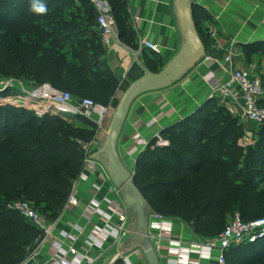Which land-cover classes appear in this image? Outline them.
<instances>
[{
  "label": "trees",
  "instance_id": "obj_1",
  "mask_svg": "<svg viewBox=\"0 0 264 264\" xmlns=\"http://www.w3.org/2000/svg\"><path fill=\"white\" fill-rule=\"evenodd\" d=\"M120 40L134 47L129 0H107ZM48 12L28 11L29 0H0V77L32 79L36 86L70 92L114 106L122 82L109 70L97 13L88 0H44ZM200 37L203 8L192 5ZM201 40V38H200ZM206 42V39H204ZM247 59L264 60V41L244 48ZM154 54V53H153ZM210 53L207 52V55ZM146 63L158 74L161 61ZM264 88V67L259 71ZM264 109V97L259 101ZM56 115L0 105V264H24L42 232L10 206L26 201L48 221L64 212L84 170L80 143L96 141V127ZM247 127L215 100L161 132L136 161L133 182L149 210L180 221L203 240L218 236L240 214L264 219V123L246 146ZM227 264H264V238L226 253ZM115 264H125L119 259Z\"/></svg>",
  "mask_w": 264,
  "mask_h": 264
},
{
  "label": "crops",
  "instance_id": "obj_2",
  "mask_svg": "<svg viewBox=\"0 0 264 264\" xmlns=\"http://www.w3.org/2000/svg\"><path fill=\"white\" fill-rule=\"evenodd\" d=\"M193 4L199 5L207 14V19L200 21L201 42L196 43L197 60L164 80L150 82L139 89L126 108L118 135L112 132L116 130L114 121L117 111L114 106H107L108 119L102 130H96L97 139L91 154V159L97 163L98 168L85 172L84 175L81 173L73 185L72 191L80 206L64 210L57 219L55 238L42 246L38 243L36 254L32 259L27 257V264H47L54 256L55 240L60 241L65 248L74 246L79 254L78 259L91 254L94 264H113L118 256L130 254L135 248L140 249L141 214L126 202L132 197V191L124 186L126 178L113 163L108 140L116 138L114 148L126 174L131 175L135 172L138 158V155L129 154L131 148L138 146L144 151L152 140L160 137L161 132L190 117L211 100L213 85L207 80L209 76L226 81L237 70L255 72L257 67L262 68L259 55H253L249 60L244 48L264 41V0H190L188 7ZM128 6L136 34L135 46L127 45L121 40L120 44L114 42L104 57L109 70L123 85L116 95L118 102L139 80L160 75L171 64L179 65L183 62L184 54L193 39L191 31L181 24L179 0H129ZM116 33L119 37L117 23ZM142 40L162 47V55L157 56L144 50L138 56L136 53ZM207 52L210 54L207 55ZM227 58H231V61L227 62ZM146 59L148 63L161 61L164 66L156 74L149 69ZM71 122L77 127H85L83 120L74 119ZM90 123L95 126L93 122ZM136 136H140V139L133 143ZM162 142L164 141H161V145H164ZM120 188L123 189L117 194L115 190ZM93 202H98L99 210L106 215L116 208L123 210L127 215L129 235L119 242H109L101 249L90 248L89 242L92 241L96 228L104 226L101 216L90 218L87 214ZM153 215L160 216L152 213L144 203L146 224L156 222L151 218ZM113 220L117 222L116 217ZM170 221L174 243L181 242L187 247L191 243L204 242L186 224L177 220ZM61 231L71 233L76 241H64L60 236ZM160 245L161 252L157 253L160 264H173L172 260L176 257L170 254L169 242H162ZM74 259L69 257L70 262ZM192 260L210 264L199 260L196 255L192 256ZM130 262L148 264L137 255H131Z\"/></svg>",
  "mask_w": 264,
  "mask_h": 264
},
{
  "label": "built area",
  "instance_id": "obj_3",
  "mask_svg": "<svg viewBox=\"0 0 264 264\" xmlns=\"http://www.w3.org/2000/svg\"><path fill=\"white\" fill-rule=\"evenodd\" d=\"M88 1L97 13V25L100 31L101 42L106 52H108L114 42L120 44V39L116 33V19L112 6L107 0ZM212 36L214 37L215 34L213 33ZM144 50L151 51L157 56H161L163 53L162 47L147 40L140 42L136 54L140 56ZM226 61L230 62L231 58H227ZM207 80L213 85L211 100L217 101L233 117L239 118L246 125V138L252 136L251 126H261L264 123V109L259 107V101L264 97L261 74L242 69L231 73L229 79L226 81L216 80L214 76H209ZM0 105L23 108L36 113L38 116L56 115L70 122L72 119L82 117L93 122L97 132L104 128L109 115V107L101 106L94 100L88 98L77 99L70 92L58 90L51 85L30 87L22 80L14 77H0ZM139 139L140 136H136L133 139V143ZM161 141L162 139L158 137V145H161ZM95 142L80 143L85 158L83 175L85 172L98 168L97 163L91 159ZM162 144H165V142H162ZM250 145L246 144V146ZM141 152H143L141 148L134 146L129 151V154L131 156H139ZM128 176L133 179L134 173ZM103 182H105L104 179ZM124 186H128L127 181ZM122 189L115 190V192L119 194ZM79 206L80 202L72 191L65 209L72 210ZM10 208L18 212L25 220L32 223L42 232L39 246L55 238L54 234L58 228L57 220L48 221L34 208L32 203L17 201ZM89 208L90 210L87 214L90 215V218L98 215L102 217L104 222L102 228H96L95 235L92 241L89 242L90 248L101 249L109 242H119L129 235L127 215L123 210L116 208L109 215H106L99 210L98 202H93ZM115 217L117 222L113 220ZM151 218H154L156 222L151 224H146L145 222V228L152 248L156 254L160 253V243L169 242L170 254L176 257L172 260L173 264H200L199 261L194 262L192 260L193 255L198 256L199 260L208 261L210 264H227L226 253L228 251L243 244H254L264 238V219L245 222L241 215L237 213L228 221L226 228L218 236L204 240L202 243H191L186 247L181 242L174 243L171 231L172 222L170 220L154 215ZM60 236L64 241H76L71 233L65 231H61ZM154 242L155 245L153 244ZM36 251L37 249L29 255V259L33 258ZM139 254L140 249L135 248L130 254L124 253L121 259L125 264H131V255L139 256ZM69 257H74V262H70ZM78 257V251L74 246L65 248L60 241L55 240L54 256L47 264L95 263L91 254H85L80 259ZM24 264H27V262Z\"/></svg>",
  "mask_w": 264,
  "mask_h": 264
},
{
  "label": "water",
  "instance_id": "obj_4",
  "mask_svg": "<svg viewBox=\"0 0 264 264\" xmlns=\"http://www.w3.org/2000/svg\"><path fill=\"white\" fill-rule=\"evenodd\" d=\"M189 1L190 0H179V6H180V21L182 26L190 30L193 36V39L191 41V46L190 48L185 52L184 54V61L181 62L179 65L176 64H171L162 74L154 76V77H145L138 82H136L125 94L123 99L121 100V103L117 109L116 112V117L114 121V127H116V130H112V132H116L118 135L119 130H120V122L123 119L124 113L126 111V108L135 95V93L147 85L150 82H156V81H161L164 80L166 77L169 75H172L174 73H177L180 71L185 65L192 63L197 60L196 58V43L201 42L200 37L198 35L196 25L193 19V14H192V6H189ZM116 141L115 139L110 138L108 140V147L111 153V157L113 160L114 165L120 170V172L125 176L127 185L132 191V197L128 198L126 200L127 204L131 207H135L136 210L141 214V230L139 232L141 236L140 244L138 247L140 248V254L139 258L141 260L145 259L148 264H160L159 258L156 254V252L153 250L151 241L148 238V234L145 228V218H144V203L143 199L141 196V193L139 189L136 187V185L133 182V179L126 174L125 168L123 167L119 156L114 148V143ZM119 259H121V256H118L113 264H115Z\"/></svg>",
  "mask_w": 264,
  "mask_h": 264
},
{
  "label": "rangeland",
  "instance_id": "obj_5",
  "mask_svg": "<svg viewBox=\"0 0 264 264\" xmlns=\"http://www.w3.org/2000/svg\"><path fill=\"white\" fill-rule=\"evenodd\" d=\"M259 58H260V57H259ZM261 63H262V67H264V60H262ZM259 71H260V69H259V67H257L255 73H259ZM22 81L25 82V83H26L28 86H30V87H35V86H36L35 83L33 82V80L30 79V78H28V79H26V80H22ZM120 103H121V101H119L118 103H116V104L114 105V108H115L116 111H117V109H118ZM69 120H70V119H69ZM72 120H74V119H72ZM72 123H73V122H72ZM259 127H260V126H258V125H252V126H251V129H252V136L245 138V142H246L247 145H250V144L253 142L252 140H253V138H254V135L257 134V132H258V130H259ZM250 142H251V143H250ZM258 189H259V190H263V189H264V182H262V183L259 184Z\"/></svg>",
  "mask_w": 264,
  "mask_h": 264
},
{
  "label": "clouds",
  "instance_id": "obj_6",
  "mask_svg": "<svg viewBox=\"0 0 264 264\" xmlns=\"http://www.w3.org/2000/svg\"><path fill=\"white\" fill-rule=\"evenodd\" d=\"M28 11L36 15H44L48 12V8L44 0H29Z\"/></svg>",
  "mask_w": 264,
  "mask_h": 264
}]
</instances>
